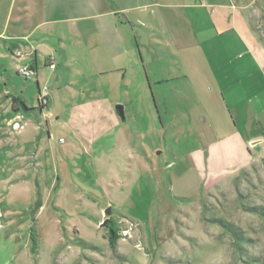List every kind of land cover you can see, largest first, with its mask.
<instances>
[{
	"label": "rangeland",
	"instance_id": "obj_1",
	"mask_svg": "<svg viewBox=\"0 0 264 264\" xmlns=\"http://www.w3.org/2000/svg\"><path fill=\"white\" fill-rule=\"evenodd\" d=\"M158 4L141 17L144 25L133 22L125 32L130 55L98 66L107 73L84 59L59 62L41 47L36 79L48 89L42 110L36 82L15 74L7 53L11 77L0 73V264H264V123L250 130L259 142L232 154L217 146L209 155L201 136L212 132L205 117L227 96L228 82L218 92L215 79L235 77L221 64L238 44L214 25L242 17L264 45V0H209L205 9ZM147 19L159 30L151 33ZM169 27L191 54L202 48L209 69L202 83L162 81L170 80V62L157 58L169 52ZM198 94H217V104L208 109ZM224 105L230 126L235 121L248 132L242 115L233 120Z\"/></svg>",
	"mask_w": 264,
	"mask_h": 264
},
{
	"label": "crops",
	"instance_id": "obj_2",
	"mask_svg": "<svg viewBox=\"0 0 264 264\" xmlns=\"http://www.w3.org/2000/svg\"><path fill=\"white\" fill-rule=\"evenodd\" d=\"M174 1L180 2L174 6L181 9L188 7L205 9L211 6L209 0H199V4H192L191 0ZM158 7V0H0V73L2 72V76L11 77V73L7 71L8 66H6L9 65L7 53L15 61L13 72L17 75V68L23 63H30L36 67L40 63L39 49L41 47L50 49L52 57H58L57 54H59V62H66L68 59L80 62L84 59L87 64H92L100 74L107 73L106 67L98 69V66L113 64L124 55H130L129 38L125 32L129 31V26L133 25V22L144 25L141 17L147 18L146 11ZM241 19L242 17L234 21H230L229 17L228 20L217 19V25H214L216 33L232 32L238 44L236 45L237 51L232 53L227 62L221 64L232 68L234 80L231 82V77H222L215 79V83L219 89L220 85L225 82H231L227 83V96L224 100L230 109L229 117L231 116L234 120V117L242 115L239 121L248 126L249 130L246 133L240 131L235 121V125L230 126L231 120H228V113L223 109L225 105L222 100L220 107L215 105L218 112L216 111V114L210 118L205 117L208 123L213 124V129H208L212 132L201 133L206 140L204 143L208 148L207 153L211 156L217 146L222 147L223 152L232 154L237 146L245 148L249 141H251L250 146L252 143L259 142L260 140H256L259 136L256 133L251 134L250 130L254 124L256 128L261 125V122L264 123V88H262L264 45L259 43L254 33L248 28L246 21H241ZM147 20L151 33L159 30L158 21ZM206 25L201 18L198 23L199 33L206 30ZM168 30L170 35L168 41L170 42L167 45L162 39H155L154 43L161 47L165 45L164 48L169 51L170 55L165 56L164 51L162 54L156 49L159 54L157 62L163 59L167 64L166 59L170 62L169 70H167L169 71L167 77L170 80L164 78L162 81L188 79L195 85L205 81L209 69L202 48L198 46L200 38L198 42L193 41L195 46H198V53L191 54L190 48L186 47L188 45L182 43L179 33L171 27ZM187 32L191 33V30ZM46 41H49L50 45H47ZM22 49L23 52H21ZM17 52L21 53V59L13 57ZM137 55L140 59L138 53ZM46 61L44 64L51 62L49 58ZM173 61L179 69L172 66ZM34 81L38 91L37 79ZM193 91L197 92L195 88ZM198 95L197 98L202 100L201 103H206L208 109L212 102L217 104L215 102L217 94H207L206 97ZM11 108L15 109L13 105ZM204 113L208 112L204 111Z\"/></svg>",
	"mask_w": 264,
	"mask_h": 264
},
{
	"label": "built area",
	"instance_id": "obj_3",
	"mask_svg": "<svg viewBox=\"0 0 264 264\" xmlns=\"http://www.w3.org/2000/svg\"><path fill=\"white\" fill-rule=\"evenodd\" d=\"M201 1V0H200ZM16 59H21L22 55L20 52H17L13 55ZM49 68H53V65L49 63ZM17 73L19 76H21L23 79H36V67L31 65L30 63H24L18 66ZM48 89L46 87H39L38 88V95H37V101L42 107H45L48 104Z\"/></svg>",
	"mask_w": 264,
	"mask_h": 264
},
{
	"label": "water",
	"instance_id": "obj_4",
	"mask_svg": "<svg viewBox=\"0 0 264 264\" xmlns=\"http://www.w3.org/2000/svg\"><path fill=\"white\" fill-rule=\"evenodd\" d=\"M123 106L121 105H116L115 106V113L117 115V117L124 122L125 121V117H124V111H123ZM257 143V142H256ZM256 143H252L251 146H254ZM104 215L106 217V220H104V222L101 224V227L105 226L108 223V217L111 215V209L108 208L107 210L104 211Z\"/></svg>",
	"mask_w": 264,
	"mask_h": 264
},
{
	"label": "trees",
	"instance_id": "obj_5",
	"mask_svg": "<svg viewBox=\"0 0 264 264\" xmlns=\"http://www.w3.org/2000/svg\"><path fill=\"white\" fill-rule=\"evenodd\" d=\"M15 101V100H14ZM22 107H24L23 105H21ZM39 110H42V107H40V108H38ZM31 237H32V235H31ZM32 239V241H33V244H34V242H35V239L34 238H31ZM112 241V240H111Z\"/></svg>",
	"mask_w": 264,
	"mask_h": 264
},
{
	"label": "flooded vegetation",
	"instance_id": "obj_6",
	"mask_svg": "<svg viewBox=\"0 0 264 264\" xmlns=\"http://www.w3.org/2000/svg\"><path fill=\"white\" fill-rule=\"evenodd\" d=\"M37 103H38V108H40V107H42L40 104H39V102L37 101ZM44 107H42V109H43Z\"/></svg>",
	"mask_w": 264,
	"mask_h": 264
}]
</instances>
